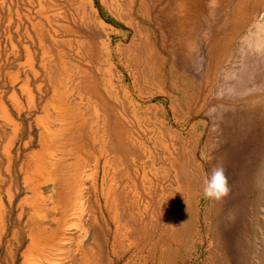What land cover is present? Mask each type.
Instances as JSON below:
<instances>
[{
  "label": "rangeland",
  "instance_id": "374dc122",
  "mask_svg": "<svg viewBox=\"0 0 264 264\" xmlns=\"http://www.w3.org/2000/svg\"><path fill=\"white\" fill-rule=\"evenodd\" d=\"M257 1L223 59L238 0L179 36L155 0H0V264H264Z\"/></svg>",
  "mask_w": 264,
  "mask_h": 264
},
{
  "label": "bare ground",
  "instance_id": "6f19581e",
  "mask_svg": "<svg viewBox=\"0 0 264 264\" xmlns=\"http://www.w3.org/2000/svg\"><path fill=\"white\" fill-rule=\"evenodd\" d=\"M157 2V4H163V7L161 8L164 11V17L167 19L166 24L168 23V25L171 27V29H174V33L181 35V32L186 33L185 28L187 29L186 25L190 24L191 26L193 25L196 28V25L193 21H197V19H199V17L202 18V16L207 15V13H220L223 10L222 7H218V0H155ZM257 0H253L251 3L249 2V0H238L237 4L234 6L235 8H232V11L234 12L233 18L230 17V19H228V21L226 22L227 27L230 28V31L227 33V35L224 36V38L220 41L221 43V50H222V58L224 59L227 55L228 52L230 51V48L232 46V42H233V37L236 35L237 32V27H239V25H241V23H246V21L251 17V12L253 11V9L255 8V6L257 5ZM151 3V2H150ZM154 3V2H153ZM146 4V3H145ZM162 6V5H161ZM212 7V8H211ZM148 8V7H147ZM159 11V10H157ZM150 13V12H149ZM154 15V14H153ZM231 15V16H232ZM157 18V15H155ZM204 18V17H203ZM209 20V19H208ZM150 22V21H149ZM161 23V22H160ZM199 23V22H198ZM154 24V23H152ZM156 24V23H155ZM202 24V23H201ZM163 25V24H162ZM189 25V26H190ZM199 26V24H198ZM160 27V26H159ZM179 27L180 29L176 28ZM164 28V26H163ZM189 28V27H188ZM192 30V29H191ZM168 31V30H167ZM190 31V29H189ZM191 32V31H190ZM189 33V32H188ZM177 36V35H176ZM177 36V37H178ZM188 39V38H187ZM191 46V45H190ZM189 46V47H190ZM181 50V49H180ZM188 50V49H187ZM175 53V52H174ZM218 54V53H217ZM216 54V55H217ZM221 59V58H220ZM199 87V86H198ZM201 90V89H200ZM200 92V91H199ZM237 123V122H236ZM224 127V126H223ZM238 127V126H237ZM242 127V126H241ZM246 127V126H245ZM226 129V128H225ZM238 129V128H237ZM245 129V128H244ZM242 130V128H241ZM236 131V130H235ZM234 131V132H235ZM263 131V130H262ZM244 132V131H243ZM261 132V131H260ZM264 132V131H263ZM240 133V132H239ZM235 134V133H234ZM263 134V133H262ZM261 134V135H262ZM239 135V134H238ZM237 135V136H238ZM261 135L258 136L260 137ZM264 136V135H262ZM257 138V137H256ZM254 138V139H256ZM261 138V137H260ZM239 140V139H238ZM263 140V139H262ZM243 141V140H242ZM249 142V141H248ZM238 143V142H237ZM236 143V144H237ZM239 144V143H238ZM260 147V146H259ZM237 149V148H236ZM235 150V148H234ZM260 151V150H259ZM258 151V152H259ZM244 153V152H243ZM53 154V153H52ZM256 154V153H255ZM260 154V153H259ZM258 154V155H259ZM235 156V155H234ZM253 156V154H252ZM243 157V156H242ZM256 158V157H255ZM52 159V158H51ZM258 159V158H257ZM61 160V159H60ZM249 161V160H248ZM256 161V160H255ZM55 164V163H54ZM251 164V163H250ZM248 165V164H247ZM254 165V164H253ZM47 168V167H46ZM52 168V167H51ZM44 169V168H43ZM248 169V168H247ZM253 169V168H252ZM45 171V170H44ZM263 173V172H262ZM246 175V174H245ZM253 175V174H252ZM233 177V176H232ZM247 178V177H246ZM236 182V181H235ZM240 182V181H239ZM249 184V181H248ZM247 184V185H248ZM245 186V185H244ZM230 187V186H229ZM109 193H113V189L110 186L109 188ZM234 189V188H233ZM248 189V188H247ZM235 191V190H234ZM252 191V190H251ZM231 192V191H230ZM247 193V192H246ZM249 193V192H248ZM247 193V194H248ZM226 199V198H225ZM246 199V198H245ZM240 202V201H239ZM247 203V202H246ZM42 204V202H41ZM235 204V203H234ZM45 205V204H44ZM238 205V204H237ZM244 205V204H243ZM43 206V205H42ZM79 206V205H78ZM41 208V207H40ZM109 208V207H108ZM226 208V207H225ZM228 209V208H227ZM230 209V208H229ZM76 210V209H75ZM110 210V217L112 219H114V223H116L117 220V214L115 212H117V210L112 214V207L109 208ZM80 212V211H79ZM109 212V211H108ZM227 213V211H226ZM233 213V212H232ZM243 213V212H242ZM245 213V212H244ZM247 213V212H246ZM66 214V213H65ZM241 214V213H240ZM141 215V214H140ZM223 215V214H222ZM232 215V214H231ZM245 215V214H244ZM67 217V216H66ZM219 219V218H218ZM227 219V218H226ZM244 219V218H243ZM60 221V220H59ZM144 221V219H143ZM226 221V220H225ZM228 221V220H227ZM66 222V221H65ZM112 222V223H113ZM252 222V221H251ZM164 223V222H163ZM169 223V222H168ZM223 223V222H222ZM225 223V222H224ZM235 223V222H234ZM58 224V223H57ZM60 224V223H59ZM58 224V225H59ZM148 224V223H147ZM223 225V224H222ZM221 225V226H222ZM226 225V224H225ZM251 225V224H250ZM249 225V226H250ZM168 226V225H167ZM219 226V225H218ZM223 227V226H222ZM46 228V227H45ZM229 228V227H228ZM247 228V227H246ZM251 228V227H250ZM129 229V228H128ZM64 230V229H63ZM114 230V229H113ZM120 230V229H119ZM252 230V229H251ZM118 230H116V234H117ZM154 232V231H153ZM120 234V233H119ZM128 234V233H127ZM118 235V234H117ZM143 235V234H142ZM113 237V236H112ZM118 237V236H116ZM249 237V236H248ZM36 238V237H35ZM62 238V237H61ZM119 239V238H118ZM242 239V238H241ZM240 239V240H241ZM106 241V240H105ZM119 241V242H117ZM242 241V240H241ZM35 243V242H34ZM33 245V244H32ZM131 246H133L137 252L143 250V245L142 244H138V243H132V244H127V246H124V243L121 242V240H117L116 238H114V242L112 244V256H116V254L118 255L119 253H124L128 251ZM251 246V245H250ZM101 250L102 246H100V243L97 246V249L99 250V248ZM120 247V251L119 253H116L115 248ZM33 248V247H32ZM243 249V248H242ZM42 250V249H41ZM32 251V250H31ZM158 251V250H157ZM37 252V251H36ZM93 259H89L88 253L89 252H85V258L83 260V262L81 264H100V254H98L97 251L93 250ZM239 253V252H238ZM246 253V252H245ZM121 254V255H122ZM244 254V253H242ZM250 254V253H249ZM237 256V255H236ZM117 258V256H116ZM129 258V257H128ZM243 258V257H242ZM127 259V258H126ZM44 260V259H43ZM119 260V259H118ZM29 262V260H28ZM102 262V261H101ZM165 262V261H164ZM36 264V263H35ZM245 264V263H244Z\"/></svg>",
  "mask_w": 264,
  "mask_h": 264
},
{
  "label": "clouds",
  "instance_id": "9594fccd",
  "mask_svg": "<svg viewBox=\"0 0 264 264\" xmlns=\"http://www.w3.org/2000/svg\"><path fill=\"white\" fill-rule=\"evenodd\" d=\"M229 191V180L223 165L217 164L210 168L204 180V197L207 199L221 200L229 194Z\"/></svg>",
  "mask_w": 264,
  "mask_h": 264
}]
</instances>
